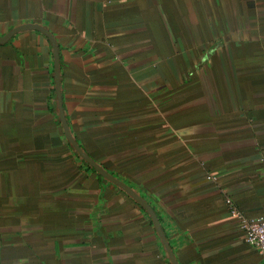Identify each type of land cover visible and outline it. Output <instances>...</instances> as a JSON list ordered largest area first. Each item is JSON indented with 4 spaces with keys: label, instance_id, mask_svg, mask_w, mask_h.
I'll return each instance as SVG.
<instances>
[{
    "label": "crops",
    "instance_id": "crops-1",
    "mask_svg": "<svg viewBox=\"0 0 264 264\" xmlns=\"http://www.w3.org/2000/svg\"><path fill=\"white\" fill-rule=\"evenodd\" d=\"M200 4L0 0V38L52 35L74 140L150 206L177 264H262L225 201L264 218V0ZM82 161L49 39L14 34L0 44V264H171L147 212Z\"/></svg>",
    "mask_w": 264,
    "mask_h": 264
},
{
    "label": "water",
    "instance_id": "water-1",
    "mask_svg": "<svg viewBox=\"0 0 264 264\" xmlns=\"http://www.w3.org/2000/svg\"><path fill=\"white\" fill-rule=\"evenodd\" d=\"M26 30H33V31H38L45 35L53 48V61H54V83H55V90H56V95H57V101L59 105V120L63 129L64 136L66 140L69 142L73 150L76 152V154L92 168L98 175H100L102 178L105 180L111 182L118 188H120L122 191H124L128 196H130L138 205H140L150 216L153 226L158 234V236L161 239V242L166 250V253L168 255V258L171 262V264H177L176 260L174 258V255L165 239V236L161 230L159 220L157 219L156 215L154 214L153 210L150 208V206L140 197L138 196L133 190H131L128 186L123 184L121 181L115 179L113 176L108 174L101 166L96 164L92 159H90L83 151L82 149L78 146L76 141L74 140L69 128L68 124L65 120L63 109H62V103H61V90H60V76H59V55H58V49L56 46V43L52 37V35L44 28H42L39 25H23L18 28H15L12 30L10 33L5 35L3 38H0V44L6 43L14 34L23 32ZM264 264V262L262 263Z\"/></svg>",
    "mask_w": 264,
    "mask_h": 264
},
{
    "label": "built area",
    "instance_id": "built-area-1",
    "mask_svg": "<svg viewBox=\"0 0 264 264\" xmlns=\"http://www.w3.org/2000/svg\"><path fill=\"white\" fill-rule=\"evenodd\" d=\"M229 215L237 221L247 245L264 255V218H247L233 206L229 199L225 201Z\"/></svg>",
    "mask_w": 264,
    "mask_h": 264
},
{
    "label": "rangeland",
    "instance_id": "rangeland-1",
    "mask_svg": "<svg viewBox=\"0 0 264 264\" xmlns=\"http://www.w3.org/2000/svg\"><path fill=\"white\" fill-rule=\"evenodd\" d=\"M192 2L196 5V4H200V0H192ZM201 5V4H200ZM190 18H191V21H192V23L193 24H196V23H199V19H200V15L197 13V14H195L194 13V15L193 14H191L190 15ZM189 23V22H188Z\"/></svg>",
    "mask_w": 264,
    "mask_h": 264
},
{
    "label": "trees",
    "instance_id": "trees-1",
    "mask_svg": "<svg viewBox=\"0 0 264 264\" xmlns=\"http://www.w3.org/2000/svg\"><path fill=\"white\" fill-rule=\"evenodd\" d=\"M82 162H83V161H82ZM83 163H84V162H83ZM84 164H85L86 167H88V168L90 169V167H89L86 163H84Z\"/></svg>",
    "mask_w": 264,
    "mask_h": 264
}]
</instances>
